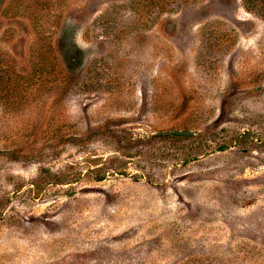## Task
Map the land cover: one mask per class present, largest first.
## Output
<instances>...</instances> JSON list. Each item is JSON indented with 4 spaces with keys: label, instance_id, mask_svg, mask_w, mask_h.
<instances>
[{
    "label": "rangeland",
    "instance_id": "1",
    "mask_svg": "<svg viewBox=\"0 0 264 264\" xmlns=\"http://www.w3.org/2000/svg\"><path fill=\"white\" fill-rule=\"evenodd\" d=\"M0 264H264V0H0Z\"/></svg>",
    "mask_w": 264,
    "mask_h": 264
},
{
    "label": "trees",
    "instance_id": "2",
    "mask_svg": "<svg viewBox=\"0 0 264 264\" xmlns=\"http://www.w3.org/2000/svg\"><path fill=\"white\" fill-rule=\"evenodd\" d=\"M69 56L70 57H68L67 55L65 56L64 54L62 55L63 66L66 68V70L75 71V69L81 68L82 60H83L82 51L74 46V50H73V52H71V54ZM151 138L152 139H160V138H164V139L179 138V139H182L181 136H176V135L166 136V137H155V136H153ZM43 172H48V171L45 169V170H43ZM96 181L101 182V181H103V178H97Z\"/></svg>",
    "mask_w": 264,
    "mask_h": 264
},
{
    "label": "water",
    "instance_id": "3",
    "mask_svg": "<svg viewBox=\"0 0 264 264\" xmlns=\"http://www.w3.org/2000/svg\"><path fill=\"white\" fill-rule=\"evenodd\" d=\"M194 132H190V131H172V132H160L157 135L158 136H172V135H176V136H186V137H191L194 136Z\"/></svg>",
    "mask_w": 264,
    "mask_h": 264
}]
</instances>
